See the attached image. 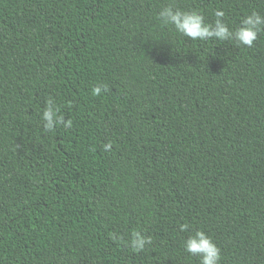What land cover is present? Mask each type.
I'll list each match as a JSON object with an SVG mask.
<instances>
[{
  "label": "trees",
  "instance_id": "1",
  "mask_svg": "<svg viewBox=\"0 0 264 264\" xmlns=\"http://www.w3.org/2000/svg\"><path fill=\"white\" fill-rule=\"evenodd\" d=\"M168 4L209 23L222 9L232 29L264 14L0 0V264H200L183 247L195 230L220 264H264V31L252 47L191 41L160 22ZM48 100L71 128L42 127Z\"/></svg>",
  "mask_w": 264,
  "mask_h": 264
},
{
  "label": "clouds",
  "instance_id": "2",
  "mask_svg": "<svg viewBox=\"0 0 264 264\" xmlns=\"http://www.w3.org/2000/svg\"><path fill=\"white\" fill-rule=\"evenodd\" d=\"M214 22H206L205 16L196 9H181L174 4L162 7L158 12L160 22L165 26L172 27L177 33L187 37L191 41H207L214 39L218 42L235 41L237 45L252 47L258 39L259 34L264 31V14L258 11L251 12L240 22V25L232 29L225 22V12L217 9L214 13ZM219 44V43H217ZM103 91H107V86L97 85L92 89V94L99 96ZM42 127L47 131H52L61 125L64 128H71L73 122L71 118L65 119L59 115V109L54 101L48 100L41 113ZM111 143L104 145L106 150H111ZM189 225H180L181 231H187ZM149 237H140L132 242L133 249L140 251L150 244ZM185 252L196 256L200 264H220L221 249L213 238L203 230H195L187 237L183 244Z\"/></svg>",
  "mask_w": 264,
  "mask_h": 264
}]
</instances>
